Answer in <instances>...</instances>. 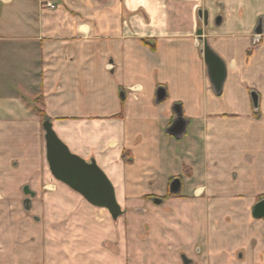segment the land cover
I'll list each match as a JSON object with an SVG mask.
<instances>
[{"label": "crops", "instance_id": "0c3cea01", "mask_svg": "<svg viewBox=\"0 0 264 264\" xmlns=\"http://www.w3.org/2000/svg\"><path fill=\"white\" fill-rule=\"evenodd\" d=\"M34 7L0 0V264H34L33 225L2 222L1 202L24 187L25 211L41 214L42 264H123L124 250L139 264H264V224L251 215L264 196V0ZM199 11L201 39L225 65L219 91L199 52ZM175 105L180 137L168 133ZM45 120L105 174L120 221L51 176Z\"/></svg>", "mask_w": 264, "mask_h": 264}, {"label": "water", "instance_id": "95a60500", "mask_svg": "<svg viewBox=\"0 0 264 264\" xmlns=\"http://www.w3.org/2000/svg\"><path fill=\"white\" fill-rule=\"evenodd\" d=\"M199 17L202 20L203 27L197 31L198 41L201 43L199 52L203 57L207 67L209 79L215 88L220 90L225 80V65L209 48L207 42L201 39L203 30L208 26V13L199 11ZM221 21L219 17L217 24ZM261 30L258 29L257 33ZM166 96L165 90L159 88L156 92V101L161 102ZM251 99L254 108H257L258 97L255 93H251ZM175 119L168 129V133L174 137H180L186 126L183 119L182 111L179 105L173 107ZM45 140V155L51 176L58 182L72 189L91 206L106 210L112 220H117L123 215V212L115 199L114 189L105 176V174L96 166L93 161L85 162L69 153L68 149L57 139L52 131L51 124L45 120L43 125ZM179 181L174 180L170 185V189L176 192L179 188ZM24 194L32 197L28 188H24ZM159 202V201H157ZM30 199H25L24 208L29 209ZM252 217L260 220L264 219V200L256 203L252 208ZM183 264H187L185 257Z\"/></svg>", "mask_w": 264, "mask_h": 264}, {"label": "rangeland", "instance_id": "374dc122", "mask_svg": "<svg viewBox=\"0 0 264 264\" xmlns=\"http://www.w3.org/2000/svg\"><path fill=\"white\" fill-rule=\"evenodd\" d=\"M15 1V0H14ZM19 2H24V1H26L27 3H28V7L29 8H31V7H33V9L35 8L34 6H36V5H38L39 4V1L40 0H18ZM55 2V1H54ZM53 3V2H52ZM56 3L57 2H55L54 4L56 5ZM42 6V5H41ZM4 7H6V6H4ZM4 7H2V8H4ZM9 7V6H8ZM7 7V8H8ZM41 9L42 10H44L43 9V6L41 7ZM56 9V8H55ZM55 9H53V10H51V11H54ZM9 10H10V12H8V13H6L7 15H12V12H11V10H12V7L11 8H9ZM45 11V10H44ZM260 22V21H259ZM260 27H261V25H260ZM25 188V187H24ZM24 188L23 189H18V192H19V196L21 197H19V199H17V200H3L1 203H2V205H1V207H2V210H3V214H2V222H3V224L5 223V225H9V226H12L13 228H15V227H17L19 230H24L25 232H26V228H27V226L28 225H33V231H34V233L32 232V233H30V237L32 236V241H33V244H34V264H42L41 263V261H40V259H41V257H40V255H41V249H42V242H41V240H40V238L38 237V235H39V233H38V229H40V222H41V214H40V212H39V215H35L34 214V212L36 211V210H33L32 208L30 209V211L29 212H26L25 211V208H24V201H25V199H30V202H31V197L30 196H26L25 194H24ZM28 188V187H27ZM29 190V189H28ZM37 202H39L40 203V201H37ZM31 207V206H30ZM5 211H8L9 212V214H7V212H5ZM6 213V214H5ZM121 218L122 217H119L117 220H115V221H120L121 220ZM8 220L10 221L9 223H8ZM29 227V226H28ZM125 234H124V237L126 238V236H128V234H129V237H130V239H131V236L132 235H134V234H137L136 232H127V231H125L124 232ZM23 235L25 234V233H22ZM115 235H118V233L116 232L115 233ZM120 235V234H119ZM26 239L27 238H23V239H21L20 240V242H23V243H25V241H26ZM30 241H31V239H30ZM18 241H17V239L12 243V248L14 249V247H18V245H19V242L17 243ZM116 242H115V246H114V248H113V252H114V254L116 255V254H119L120 253V249H118L117 247H116ZM4 245V244H3ZM3 245L1 246L0 245V249H2L3 248V250H4V247H3ZM125 251L126 250H124V253H125ZM123 253V251H122V255H123V259H124V261H123V264H139V263H137V257L135 256V255H132V254H130V255H128V254H124ZM130 253H131V251H130ZM120 255V254H119ZM52 261L53 262H49V263H47L46 262V260L44 259V263L43 264H59V261L58 260H53L52 259ZM142 263V262H141ZM140 263V264H141ZM14 264H16V263H14ZM19 264H21L20 262H19Z\"/></svg>", "mask_w": 264, "mask_h": 264}, {"label": "built area", "instance_id": "2783aa9c", "mask_svg": "<svg viewBox=\"0 0 264 264\" xmlns=\"http://www.w3.org/2000/svg\"><path fill=\"white\" fill-rule=\"evenodd\" d=\"M54 1L57 2V0H43V1H41V5L43 6V9L45 11H51V10L56 8V5L54 4L55 3Z\"/></svg>", "mask_w": 264, "mask_h": 264}, {"label": "flooded vegetation", "instance_id": "af4514ba", "mask_svg": "<svg viewBox=\"0 0 264 264\" xmlns=\"http://www.w3.org/2000/svg\"><path fill=\"white\" fill-rule=\"evenodd\" d=\"M262 200H264V196L260 197V198L258 199L257 203L260 202V201H262ZM251 215H252V213H251ZM252 218H253V217H252ZM253 219H255V218H253ZM255 220H257V219H255ZM257 221H260V222H262V223L264 224V219H260V220H257ZM185 259H186V261H187V264H194V262H193L192 260H190V259H188V258H185Z\"/></svg>", "mask_w": 264, "mask_h": 264}, {"label": "trees", "instance_id": "16d2710c", "mask_svg": "<svg viewBox=\"0 0 264 264\" xmlns=\"http://www.w3.org/2000/svg\"><path fill=\"white\" fill-rule=\"evenodd\" d=\"M41 1H43V0H41Z\"/></svg>", "mask_w": 264, "mask_h": 264}]
</instances>
